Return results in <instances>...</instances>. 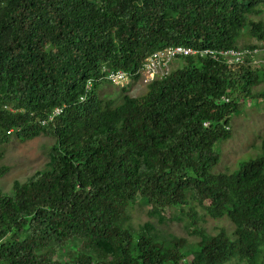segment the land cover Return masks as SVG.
I'll return each mask as SVG.
<instances>
[{
    "label": "trees",
    "instance_id": "1",
    "mask_svg": "<svg viewBox=\"0 0 264 264\" xmlns=\"http://www.w3.org/2000/svg\"><path fill=\"white\" fill-rule=\"evenodd\" d=\"M263 12L264 0H0V178L14 136L55 138L45 168L0 190V264H264V138L213 171L233 115L264 99V63L188 55L139 96L100 92L120 70L128 91L168 46L263 48ZM137 204L199 240L135 228ZM197 206L233 232H208Z\"/></svg>",
    "mask_w": 264,
    "mask_h": 264
},
{
    "label": "rangeland",
    "instance_id": "2",
    "mask_svg": "<svg viewBox=\"0 0 264 264\" xmlns=\"http://www.w3.org/2000/svg\"><path fill=\"white\" fill-rule=\"evenodd\" d=\"M264 20V12L256 16ZM255 39L244 36L240 44L253 43ZM261 44V43H260ZM263 45V44H261ZM264 48V47H263ZM261 48V49H263ZM257 61L264 62V49L256 56ZM179 60L173 64L178 65ZM128 91L122 90V85L108 83L110 86L101 84L100 92L107 97H116L118 101L123 100V96L129 93L139 96L146 90V84L141 81L132 82ZM264 88V83L256 87V90ZM232 136L229 139L221 140L216 145V150L220 153V162L213 168L214 172H232L238 168L241 162L254 158L261 153V143L264 138V99L247 100L246 106L239 113L233 115L231 120ZM55 138L49 135H40L36 138L22 141L15 136L4 145L5 157L3 164L9 167V171L0 178V190L11 193L15 180L25 181L38 170L45 168L49 161V153ZM199 214V224L208 232L216 234L222 228L229 233L234 230V224L228 217L215 219L205 213V209L197 206ZM149 207L137 204L131 209L130 223L139 228L144 223L153 222L162 233L183 236L189 242H196L199 237L191 233V229L185 223L179 221H168L163 224L158 223L157 218L150 217ZM174 213L173 209L171 211ZM231 262L230 264H234Z\"/></svg>",
    "mask_w": 264,
    "mask_h": 264
},
{
    "label": "built area",
    "instance_id": "3",
    "mask_svg": "<svg viewBox=\"0 0 264 264\" xmlns=\"http://www.w3.org/2000/svg\"><path fill=\"white\" fill-rule=\"evenodd\" d=\"M260 49L254 50H240V49H226V50H215V49H197L193 47L177 45L169 46L162 50L154 52L151 56L147 57L143 66L138 70V74L143 78L144 83H148L157 77H163L170 71V63L173 59L179 56L188 55H209L216 60H224L229 64H238L244 62L247 56L255 57L259 54ZM264 63V62H263ZM130 74L125 71L111 72L108 75V79L115 84H124L131 80ZM92 83L87 85L90 88ZM61 109L57 108L55 113H59ZM52 119V118H51Z\"/></svg>",
    "mask_w": 264,
    "mask_h": 264
},
{
    "label": "clouds",
    "instance_id": "4",
    "mask_svg": "<svg viewBox=\"0 0 264 264\" xmlns=\"http://www.w3.org/2000/svg\"><path fill=\"white\" fill-rule=\"evenodd\" d=\"M169 47V46H168ZM189 47V46H188ZM167 48V47H166ZM164 49V48H163ZM260 49V51L261 50H263V49H261V48H259ZM159 50H162V49H159ZM159 50H157V51H159ZM156 52V51H155ZM154 53V52H153ZM152 53V54H153ZM151 54V55H152ZM151 55H149V56H151ZM148 56V57H149ZM180 57H183V56H179V57H177V58H180ZM147 58V57H146ZM177 58H175V59H173L172 61H171V63H170V71H169V73L167 74V75H165V76H163V77H157V78H155V79H153L152 81H150V82H148V83H145L146 84V86L148 85V84H150L151 82H153L154 80H156V79H162V78H164V77H166V76H168L170 73H171V71H172V69H173V64H174V62L177 60ZM146 60V59H145ZM145 60H144V62H145ZM144 64V63H143ZM141 68V67H140ZM139 68V69H140ZM138 69V70H139ZM137 73H138V71H137ZM139 76H140V80L139 81H141V82H143V78L141 77V75L139 74ZM130 82V81H129ZM129 82H127V83H129ZM113 83V82H112ZM127 83H124V84H115V83H113V84H115V85H122V86H124V85H126ZM144 83V82H143Z\"/></svg>",
    "mask_w": 264,
    "mask_h": 264
}]
</instances>
